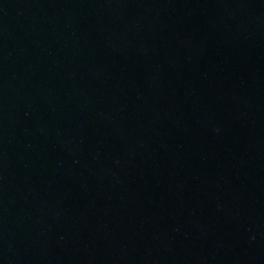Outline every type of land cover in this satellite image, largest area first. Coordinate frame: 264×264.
<instances>
[{"label": "water", "instance_id": "water-1", "mask_svg": "<svg viewBox=\"0 0 264 264\" xmlns=\"http://www.w3.org/2000/svg\"><path fill=\"white\" fill-rule=\"evenodd\" d=\"M0 264H264V0H0Z\"/></svg>", "mask_w": 264, "mask_h": 264}]
</instances>
